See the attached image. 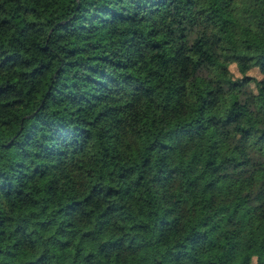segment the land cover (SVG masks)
<instances>
[{"label":"trees","instance_id":"1","mask_svg":"<svg viewBox=\"0 0 264 264\" xmlns=\"http://www.w3.org/2000/svg\"><path fill=\"white\" fill-rule=\"evenodd\" d=\"M207 253L264 264V0H0V264Z\"/></svg>","mask_w":264,"mask_h":264},{"label":"rangeland","instance_id":"2","mask_svg":"<svg viewBox=\"0 0 264 264\" xmlns=\"http://www.w3.org/2000/svg\"><path fill=\"white\" fill-rule=\"evenodd\" d=\"M229 71L234 74L237 75L236 71H235V67L231 64L228 67ZM248 74L253 76V77H259V74L257 72V70L255 68H252L248 71ZM244 91H246V88H244ZM248 91V89H247ZM249 92V91H248ZM236 93L233 91L228 92L225 96H223V98L219 101V104L217 106H215L214 108L210 109L209 111H207V113H204L205 116H215V117H222L225 113V110L229 104V102L234 99ZM233 248H235L234 245H232ZM242 259V253H239L236 257V262L240 261ZM212 261V255L210 253L205 254L202 257V264H210V262Z\"/></svg>","mask_w":264,"mask_h":264}]
</instances>
